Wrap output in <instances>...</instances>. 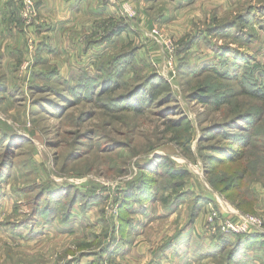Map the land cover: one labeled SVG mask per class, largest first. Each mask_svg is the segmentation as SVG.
I'll list each match as a JSON object with an SVG mask.
<instances>
[{
    "label": "rangeland",
    "instance_id": "1",
    "mask_svg": "<svg viewBox=\"0 0 264 264\" xmlns=\"http://www.w3.org/2000/svg\"><path fill=\"white\" fill-rule=\"evenodd\" d=\"M126 2L135 17L125 14ZM248 7L251 26L241 33L232 28L216 37L203 31L211 18L218 26L232 23ZM120 21L128 28L113 35L122 27ZM263 28L264 0H123L121 16L108 15L104 28L92 34L97 43L90 48V58L73 67L63 58H41L36 33L28 32L24 56L11 77L0 80L5 84L0 87V264H79L85 259L99 264L110 252L107 245L123 239L120 216L128 217L131 226L135 221L153 222V239L147 242L156 248L167 241L159 237L161 231L165 237L175 234L170 236L173 241L190 228L179 247L184 252L181 261L226 264L239 235L222 234L221 226L249 216L264 221ZM153 30L159 34L153 35ZM249 34H255L250 43ZM229 45L233 56L256 55L259 70L249 61L235 65L215 54ZM116 56H122V77L110 66H115L111 61ZM149 78L146 93L161 83L170 85V93L148 103L142 112L120 110V96L132 86H144ZM118 82L119 92L99 99V92ZM247 113L250 125L238 123L237 118ZM181 118L192 125L190 152L168 131V122ZM223 135H235L237 144H244L232 147L238 156L248 138L249 157L224 176V169L209 175L207 168L214 165L206 161L212 156L207 148L225 146ZM164 157L169 169L167 164L161 171L144 169H157ZM170 170L188 177L172 179ZM147 172L153 174L152 192L161 202L142 206L135 198L139 192L128 184L140 182ZM218 175L233 178L231 192L220 191L226 184H213ZM174 203L177 208L171 206ZM193 213L197 217L192 224ZM212 213L217 218L214 227L207 224ZM66 223L77 229L63 234ZM253 234L260 241L243 250L237 264L264 262V234ZM217 240L226 245L209 251ZM177 256L174 251L169 261L176 264Z\"/></svg>",
    "mask_w": 264,
    "mask_h": 264
},
{
    "label": "crops",
    "instance_id": "2",
    "mask_svg": "<svg viewBox=\"0 0 264 264\" xmlns=\"http://www.w3.org/2000/svg\"><path fill=\"white\" fill-rule=\"evenodd\" d=\"M32 1L37 17L28 24L21 13L23 0H0V80L10 78L17 67L18 59L21 58L20 56H24L23 51L26 48L28 32L36 33L38 44H40L41 58L42 54L44 57L46 55L52 56L51 60L53 61L63 58L72 67L74 66L73 63L76 65L80 62L85 63L91 56L90 48L95 42L92 34L104 28L108 15L114 18L121 16V1L123 0H116L115 4L110 0ZM142 16H144L143 13ZM133 26L132 22V29H134ZM3 86L5 84L0 82V87L4 88ZM149 207L152 209L151 206ZM157 207L155 208L156 211ZM150 208H148L149 211ZM149 216L151 215L149 214ZM66 226L63 234L67 232V229L69 233L77 229L71 224H66ZM155 226L153 222L147 225V221L142 220L138 223L135 221V224L130 226L125 234L122 233L124 234L122 240L115 238V241L107 245L106 250L110 251L106 254L107 257L122 264H172L168 256L171 253L174 254L175 251L178 255L176 264H179L181 255L184 253L180 251L181 248L179 247L184 244L183 237L186 236L187 231H190V228L179 234V237L173 242L172 237L175 234L170 235L171 238L170 236L165 237V231H161L159 237L163 241H167L164 244H158L159 247L156 248L155 245L147 242V239L150 241L153 239L150 233ZM114 227H112L113 232L118 230ZM59 231L62 232L61 229ZM181 238L182 240H180ZM209 246L211 248L209 251H215V244ZM89 261L88 259L84 260L86 264H95ZM84 262L81 261L79 264H84ZM184 263L182 262V264ZM76 264L78 263L76 262Z\"/></svg>",
    "mask_w": 264,
    "mask_h": 264
},
{
    "label": "trees",
    "instance_id": "3",
    "mask_svg": "<svg viewBox=\"0 0 264 264\" xmlns=\"http://www.w3.org/2000/svg\"><path fill=\"white\" fill-rule=\"evenodd\" d=\"M250 10H251V7L244 8L243 12L241 14H239L238 18L235 19L234 22H232V23L227 22L224 25H219L218 26L217 21L215 19L211 18L210 19L211 22L208 23L207 28L205 30H203V31H205L207 34H213L216 37H218L219 34L228 33L229 29L232 30V28H234V29H236V28L238 29L239 28L240 29L239 33H241L242 29L246 25L251 26V20L249 18ZM119 23L121 24L122 27L121 28H116L115 30H113V35L125 32L126 30H124L123 27L128 28V26L125 24V21H123V22L120 21ZM227 24H229V25H227ZM252 31L256 32V30H254V29ZM263 31H264V28H263ZM107 36L108 35L104 36L103 38H101V40L105 41ZM254 40H255V34H249L248 38L246 39V41L248 43H250V42H252ZM193 44L194 43L189 44V45L192 46ZM231 45H229L227 47H224V48H219V51H217V53H215V54L219 58H225V59H228V60H233L234 63H236L235 65H242L243 63H245V62H242V61H247V62L249 61L250 63H252V65L254 66V68L256 70H259V65H260L259 63L260 62H258V60H256V55L249 57V56H245L244 54H241V53L237 52V55L233 56L234 53H232ZM221 50H223V51H221ZM225 52H226V54H225ZM221 53H223V55ZM220 55H222V56H220ZM227 56L230 57V58L233 57V59H230ZM121 60H122V56L121 57L116 56L112 60L113 62L111 61V63H115V66H113L112 64H110V66L114 67V74L117 73V75L122 77L123 76L122 75L123 74L122 70H119L122 67V64H123ZM105 80H107V79H105ZM109 81H113V80H109ZM151 82H152V78L151 79L149 78V79L146 80L144 86H138V87H136L137 85L134 86V87L132 86L129 89L130 91H128V93L126 95L120 96V99H121L120 100L121 101L120 102V105H121L120 107H122V108H120V110L125 109L127 111L134 110L135 112H142L143 108L146 105H148V103H152L153 104L159 99V97L161 95H164L165 93L166 94L170 93L171 87H170V85L168 83H161L159 85H155L153 89L152 88L149 89V91L146 93L145 89H146V87L148 85L151 84ZM125 83H127V82H125ZM109 84L110 83H107L106 85H109ZM90 85H94V84H90ZM121 88H122L121 82H118L113 87L111 86V87L108 88V86H106L101 92H99V94H98L99 95V99H101V97H104V96L113 95L116 92H119V90H121ZM202 91H206V88H203ZM145 94H147V96H145ZM253 95H254V97L260 98V96H258V94H256V93H253ZM146 97H147V100L144 101ZM262 101H264V95L262 96ZM104 109L108 110V107H105ZM250 118H251V114L247 113V114H244V116L238 117L237 118V122L238 123H247L248 125H250L249 124V119ZM231 124H232V122L230 124H227V126L221 127V128H226V127L230 126ZM167 125H168V131H170V132L173 131V133L175 134L173 137H174V140H175L176 144L179 145L180 147H182L183 149H185V151L190 152L191 151L190 147H191V143H192V134H191L192 125H191V123H189L186 119L181 118V120H178L177 122L170 121V122H168ZM212 131L213 130L211 128L209 130V132L212 133ZM223 136H225L226 138L223 137ZM223 136H220V137L225 138L226 141L224 143H227L225 146H222L223 143H219L217 145H213V146H210V147L207 148V151L212 153V156H207L208 158L205 157L206 161H210L211 164L213 162V165H214L213 169L210 170V171H208V168H207V172H208L209 175H213V172L224 169L225 170V174L222 175V176H224V175L228 174L233 169L234 166H237L238 168H241L243 166V164H239V163L242 162L243 159L247 161V159L249 157L247 155L248 154V147H249V145L252 142L248 141V138L246 139V142H245V149L241 150L243 152H241V156H238V155H235L238 152L237 153L235 152V154H234V152H232V149H233L232 147H234V146L242 147L244 144H237L238 140H237V138H235L236 137L235 135H228V136L227 135H223ZM232 153L234 155H231ZM217 156H222L225 159L221 160ZM160 161H161L160 163L159 162L156 163V164H158L157 165V169L152 170V169L149 168V166H144L145 167L144 169L149 170L151 172H154L156 170L157 171H161L160 169L163 168L166 164L167 165L165 166V168L169 167V165L167 163L168 160L165 157L161 158ZM170 171L168 173H170V178H172V179L176 178V177H179L181 179V181H182L186 177H188L187 176L188 174L186 172L178 174V173H175L173 171H171V172ZM247 171H248V169L245 170V172H243V176H238L239 179H243L245 177V175L247 174ZM152 175L153 174H150V173L147 172V174H142V176L140 177V179H141L140 182H135L133 184H128V188H130V189L131 188H135L134 189L135 192H139L138 193L139 195L136 196L135 198L140 203H142L141 204L142 206H144L145 204H147V203H149L150 201H153V200H158V201L161 202V200L159 198L160 195L155 194L154 191L152 192L153 186L155 184L152 181V178H153ZM218 177H221V176H219V175L217 177L215 176V178L211 180L213 182V184H226L227 187L226 188H222V189L219 188L220 191L222 193L231 192L232 188H234V186H235L234 183H233L234 182L233 178H231L230 176H226V178L225 177H221V180H219ZM182 193L180 195H182ZM166 200L167 199H164V202ZM171 206L175 207V206H178V205H176V203H174V204H171ZM237 206H241V204H238ZM33 215L35 217H37V214H33ZM195 215H196V213H193V215L191 217L190 223H192V224L196 221L197 215L196 216ZM120 219H122L123 222H124V226H121L120 230H121L122 233H125L128 230V228L131 226L130 225V219L128 217L125 218V216H120ZM254 235H256V234L240 236V237L237 236V238H238L237 239V246L235 248H233L231 250V252H229L228 256L226 257V262H227L226 264H237V260H239L238 257H240L242 255L243 250H246V249L250 248V244L254 243V240H256ZM218 240L215 242V246L216 245L217 246L218 245L219 246L220 245H226V244H223V241L219 242L220 240L219 241ZM242 241H244L246 245ZM256 241H260V240H256ZM242 244H243V246H241ZM101 261L99 262V264L101 263Z\"/></svg>",
    "mask_w": 264,
    "mask_h": 264
},
{
    "label": "built area",
    "instance_id": "4",
    "mask_svg": "<svg viewBox=\"0 0 264 264\" xmlns=\"http://www.w3.org/2000/svg\"><path fill=\"white\" fill-rule=\"evenodd\" d=\"M112 3L115 4L116 0H110ZM122 8L125 10V14H128L130 17H135V12L133 11L132 6L129 4V2L122 4ZM22 17L23 19L27 21H33L37 17L35 5L32 0H23V8H22ZM153 35H158L159 32L157 30L152 31ZM34 40H30L31 49L33 48ZM29 65V62L25 65L24 69L27 68ZM171 65V63H170ZM172 67V66H171ZM175 73V72H174ZM216 213L210 214V216L207 218V224H210L211 227H214V223L216 220ZM226 223L221 226L223 228L222 234L231 233L234 235L239 236H246L253 233L258 234H264V221L259 220V218H256L254 216H249L247 218H244L243 220H240V223ZM212 234H215L214 228H212ZM100 264H122L118 261H113L112 259L108 257H104Z\"/></svg>",
    "mask_w": 264,
    "mask_h": 264
}]
</instances>
